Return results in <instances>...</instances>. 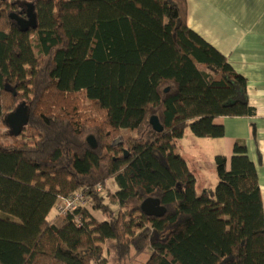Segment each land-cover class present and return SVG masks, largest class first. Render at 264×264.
<instances>
[{
	"label": "trees",
	"instance_id": "obj_1",
	"mask_svg": "<svg viewBox=\"0 0 264 264\" xmlns=\"http://www.w3.org/2000/svg\"><path fill=\"white\" fill-rule=\"evenodd\" d=\"M186 19V0H0V264H108L107 243L116 264H264L245 145L214 158L217 185L199 195L175 153L187 129L220 139L219 118L255 115L246 80ZM108 180L106 204L94 189ZM79 190L104 221L52 216ZM149 198L163 217L140 211Z\"/></svg>",
	"mask_w": 264,
	"mask_h": 264
},
{
	"label": "crops",
	"instance_id": "obj_2",
	"mask_svg": "<svg viewBox=\"0 0 264 264\" xmlns=\"http://www.w3.org/2000/svg\"><path fill=\"white\" fill-rule=\"evenodd\" d=\"M186 3L187 27L223 55L246 80L248 103L255 110L250 118H219L224 137L203 138L200 142L203 146L191 150L192 157L198 158L201 151L208 150L215 156L229 158L233 144L242 142L257 172L264 212V0H186Z\"/></svg>",
	"mask_w": 264,
	"mask_h": 264
},
{
	"label": "rangeland",
	"instance_id": "obj_3",
	"mask_svg": "<svg viewBox=\"0 0 264 264\" xmlns=\"http://www.w3.org/2000/svg\"><path fill=\"white\" fill-rule=\"evenodd\" d=\"M200 70L203 68L199 67ZM90 136V135H89ZM87 136V137H89ZM95 143L96 140L93 137ZM118 139V138H117ZM116 139V140H117ZM201 140L203 138H197L191 134V132L187 129L185 131V136L183 139L178 140L175 143V153L182 155L186 162L188 163L189 169L195 174L197 183H196V191L197 194H201L204 189L214 190L217 185L216 178V165L214 158L216 157L213 152L208 150L201 151V154L198 158L192 157V149H199L200 146H203ZM115 141V140H114ZM113 143V142H112ZM97 145V144H96ZM103 187V191L98 194H102L105 198L104 201L106 204L110 203L109 198L106 197L107 193H113L117 189V185L113 180H108ZM87 197V196H86ZM60 201V200H59ZM92 203L87 197V202L84 204L83 208L89 212V214L94 217L97 221H104L105 218L99 213L93 210ZM115 206H112L111 209L115 210ZM52 216L55 215V211L52 212ZM106 246L110 249V252L106 254L108 264H116L115 252L113 251V244L107 243ZM147 255H142L130 262V264H142L146 260Z\"/></svg>",
	"mask_w": 264,
	"mask_h": 264
},
{
	"label": "water",
	"instance_id": "obj_4",
	"mask_svg": "<svg viewBox=\"0 0 264 264\" xmlns=\"http://www.w3.org/2000/svg\"><path fill=\"white\" fill-rule=\"evenodd\" d=\"M16 22L23 32L27 31L29 28H35L36 26L35 16L31 11L29 13L28 20H17ZM149 123L155 132L160 133L162 131L163 128L156 117H151L149 119ZM86 142L92 149L96 148V143L92 136L87 137ZM119 145H121L120 138L111 144L112 147H118ZM140 211L145 216L152 218H161L165 214V209L160 205L159 200L153 198L144 200L140 205Z\"/></svg>",
	"mask_w": 264,
	"mask_h": 264
},
{
	"label": "built area",
	"instance_id": "obj_5",
	"mask_svg": "<svg viewBox=\"0 0 264 264\" xmlns=\"http://www.w3.org/2000/svg\"><path fill=\"white\" fill-rule=\"evenodd\" d=\"M95 192L101 193L103 191V187L101 185L95 186ZM87 202L86 195L81 191L74 192L67 198L60 199L57 205L54 208L55 214L59 216H64L69 213L74 212L79 208H83L84 204ZM84 209V208H83ZM75 222L77 225L80 224V219L76 218Z\"/></svg>",
	"mask_w": 264,
	"mask_h": 264
}]
</instances>
